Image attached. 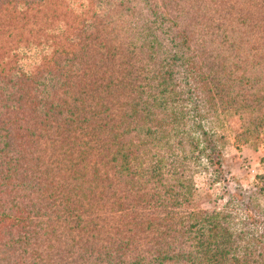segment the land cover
<instances>
[{"label": "trees", "instance_id": "1", "mask_svg": "<svg viewBox=\"0 0 264 264\" xmlns=\"http://www.w3.org/2000/svg\"><path fill=\"white\" fill-rule=\"evenodd\" d=\"M155 2L137 25L119 0H0V129L10 128L0 147V264H196L201 253L209 263L231 243L238 264H264L263 249L245 263L239 235L215 212L174 211L188 198L164 187V158L150 150L180 121L206 142L201 111L215 98L264 141V0ZM181 72L197 75L205 94L192 111L164 98ZM148 151L157 160L142 182H162L161 217L133 211V163Z\"/></svg>", "mask_w": 264, "mask_h": 264}, {"label": "rangeland", "instance_id": "2", "mask_svg": "<svg viewBox=\"0 0 264 264\" xmlns=\"http://www.w3.org/2000/svg\"><path fill=\"white\" fill-rule=\"evenodd\" d=\"M147 1L151 2V5H156V0ZM119 2L125 3V7L130 9V12H134L129 18V23H137V25L142 20L144 22L146 16H153L150 12L155 10V7H152L146 11L147 7L151 5L144 3L142 6L136 0H119ZM160 5L158 4V6ZM257 15H260L259 10ZM166 18L169 17L166 16ZM124 19L126 18L124 17ZM124 19L116 21L113 26L120 27L121 22L128 21V16L126 21ZM163 35V41L170 44L169 34L163 33ZM143 62L144 60L141 59L138 66L143 65ZM162 67L161 71L164 73L172 68L167 64L165 68L164 62ZM176 77L172 82H168L169 86L164 91V98L167 97L166 99H170L176 104H184L188 111H192L191 105L195 102L200 105L201 99L205 95L200 90V79L197 75L191 77L185 72H181L180 78ZM173 91H183V94L176 95ZM201 113L202 120L199 124L202 130L207 132L206 142L201 140L198 134L199 129L193 128L191 122L180 121L171 127L175 130L167 136L162 144L154 143L150 150L164 158L165 164L162 167L163 175L161 176L164 180V187L172 184L176 188H181V194L184 196L180 199L182 203L188 198L185 204L174 211L182 215L198 210L208 213L215 212V221L221 222L222 229L227 230L228 233L239 235L238 243L245 248L242 247L243 252L248 253L245 263H249L251 251L257 253L260 249L264 250V188H262L263 180L259 179L260 176H264V141L255 138L254 126H246V122L243 123V119L235 112V108L222 100L215 98ZM257 113H249L247 122L255 121ZM80 115L82 114L74 117ZM91 121L96 122V119ZM98 125L96 122L95 127ZM244 127H246L245 130ZM3 129L5 132L0 129V147L9 139V137L5 138V134L10 132V128ZM3 135H5L4 139ZM95 137L102 144L104 137ZM192 140L195 141V145L189 147ZM180 141L183 142V144L179 143L181 146L177 144ZM237 143H239L238 150L236 149ZM98 150H101L100 145ZM156 160L149 151L148 157L139 155L134 160L133 170L138 181L135 189H139L138 195L141 196V200L140 206L133 211L161 217L162 206L155 195H158L162 182L150 184L151 191L142 182V174ZM107 167L108 165L104 169ZM106 204H110L112 207L113 201L109 200ZM110 214L115 217L125 215L123 211L110 212ZM215 229L216 233L222 232L217 227ZM229 246L232 250L224 257H219L208 263L203 258L206 254L201 253L195 260L196 264H238L236 259H241V252L235 243H231ZM257 260L264 263V257ZM257 260L254 261L257 262Z\"/></svg>", "mask_w": 264, "mask_h": 264}]
</instances>
